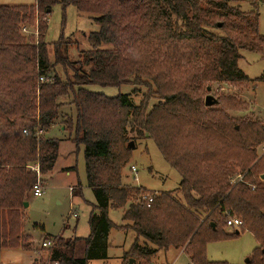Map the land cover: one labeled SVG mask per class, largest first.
Instances as JSON below:
<instances>
[{
    "label": "trees",
    "instance_id": "16d2710c",
    "mask_svg": "<svg viewBox=\"0 0 264 264\" xmlns=\"http://www.w3.org/2000/svg\"><path fill=\"white\" fill-rule=\"evenodd\" d=\"M261 3L250 0L253 10L248 12L229 6L228 0L1 5L0 251L24 248L22 211L39 179L33 168L43 176L53 172L63 140L47 134L60 122L75 152L84 148L87 186L96 204L90 236L54 238L48 264L106 260L114 227L111 209L125 210L128 225L122 228L136 237L123 264L130 259L155 264L159 253L171 249L182 250L191 264H227L207 259L208 243L244 232L260 246L249 264L252 259L264 264V154L258 149L264 145V125L232 117L231 111L245 105L211 94L216 83L253 82L239 61L243 52H264ZM59 4L64 10L76 8L98 28L87 35L89 48L81 60L70 59L69 37L46 40L49 17ZM22 20L32 25L37 20L39 39L21 34ZM126 85L146 87L150 95L136 104L129 94L107 97L88 89ZM209 96L211 106L206 105ZM154 98L157 104H152ZM143 140L154 141L178 173L183 201L173 192H150L126 182L124 171ZM145 197H152V203ZM230 218L243 225L227 233ZM80 245L83 257L77 258Z\"/></svg>",
    "mask_w": 264,
    "mask_h": 264
},
{
    "label": "rangeland",
    "instance_id": "374dc122",
    "mask_svg": "<svg viewBox=\"0 0 264 264\" xmlns=\"http://www.w3.org/2000/svg\"><path fill=\"white\" fill-rule=\"evenodd\" d=\"M228 1L229 6L240 8L244 12L253 10L250 0ZM34 3L35 0H0V6L32 5ZM258 12L259 31L264 36V3L259 5ZM49 19L47 42H57L62 35L66 39L69 37L71 42L70 59L72 61L81 60V52L89 48L87 35L96 31L97 26L88 16L80 14L76 8L71 6L64 10L60 4L53 7ZM19 27L23 36L35 41L39 39L37 20L33 25L28 20H22ZM212 31L214 32V30ZM217 33L221 35L224 32ZM239 66L253 82L243 86L216 83L212 85L211 94L215 97H231L245 105L242 111H231L232 117L247 118L251 121H259L264 125V80L262 79L264 52H243ZM40 82L42 83L44 80L40 79ZM88 89L107 97L129 94L136 104H139L143 97L150 95L148 88L141 86L126 85L121 88L92 86ZM151 102L157 104L158 100L154 98ZM47 136L63 140L60 157L52 173L39 176L41 183L45 186L44 195L41 198H35L31 193L28 199L29 207L22 211L20 244L24 248L1 250L0 264H48L53 248H44V241L52 242L54 247L56 243L54 238L56 237H63L67 240L76 237L85 239L91 234L89 220L92 206L96 204V197L93 190L87 186L84 148L81 147L78 153L75 152V144L62 130L60 122L48 132ZM130 137L132 136L130 135ZM262 145L258 146L260 152ZM131 156L130 163L124 171L128 177L126 178L127 183L141 186L150 192H173L175 197L183 201L182 195L177 192L181 178L162 157L154 141L137 142ZM131 166L136 167V174L130 171ZM69 167L76 169L68 175L69 169L67 168ZM136 178L138 182L135 181ZM72 187H76L73 192ZM124 211V209L109 211V218L114 227L109 235L108 258L106 260H91L88 264H123L125 254L131 250L136 238L132 231L122 228L128 225L123 221ZM73 213H76L77 217H74ZM227 226L228 223L225 226V231L228 233L231 229ZM81 247L82 245L78 246L74 252V256L77 258L83 257V248ZM258 247L260 246L255 236L244 232L235 238L220 239L208 243L207 259L227 264H249L248 260L252 258ZM154 263L191 264L186 253L175 249H171L167 253H159L154 259ZM253 263L252 259L251 264Z\"/></svg>",
    "mask_w": 264,
    "mask_h": 264
},
{
    "label": "built area",
    "instance_id": "2783aa9c",
    "mask_svg": "<svg viewBox=\"0 0 264 264\" xmlns=\"http://www.w3.org/2000/svg\"><path fill=\"white\" fill-rule=\"evenodd\" d=\"M43 80V79H42ZM261 151L264 153V146L261 148ZM33 170H35L38 173V177L40 176L39 173V169L38 168H33ZM132 173H137V169L135 166L131 167ZM136 182H138V179H135ZM45 193V186L41 183L40 179H38L36 185L34 186L33 189V197L35 198H41ZM146 199H148L149 203H152L153 198L152 197H145ZM74 217H77L76 213L72 214ZM243 225V222L238 219V218H232L228 221V226L232 227V228H239ZM43 247L44 248H52L53 247V243L50 241H45L43 243Z\"/></svg>",
    "mask_w": 264,
    "mask_h": 264
},
{
    "label": "water",
    "instance_id": "95a60500",
    "mask_svg": "<svg viewBox=\"0 0 264 264\" xmlns=\"http://www.w3.org/2000/svg\"><path fill=\"white\" fill-rule=\"evenodd\" d=\"M206 105H207V106H211V105H213V99H212L211 96L207 97ZM262 179H263V178H262ZM28 206H29V204L27 203V204H26V207H28ZM134 263H135V260H134V259H130L129 264H134Z\"/></svg>",
    "mask_w": 264,
    "mask_h": 264
},
{
    "label": "crops",
    "instance_id": "0c3cea01",
    "mask_svg": "<svg viewBox=\"0 0 264 264\" xmlns=\"http://www.w3.org/2000/svg\"><path fill=\"white\" fill-rule=\"evenodd\" d=\"M72 168H73V167H72ZM67 169H70V167L67 168ZM67 169H66V170H67ZM68 171H69V172H67V174L69 175V174H72V171H73V170L71 169V170H68ZM70 188H71V187H70ZM72 189H76V187H75V188L72 187Z\"/></svg>",
    "mask_w": 264,
    "mask_h": 264
},
{
    "label": "bare ground",
    "instance_id": "6f19581e",
    "mask_svg": "<svg viewBox=\"0 0 264 264\" xmlns=\"http://www.w3.org/2000/svg\"><path fill=\"white\" fill-rule=\"evenodd\" d=\"M263 146H264V145H263ZM263 146H262V147H263ZM262 147H261V148H262ZM261 153L264 154L262 151H261ZM131 167H132V166H131ZM71 190H72V189H71ZM230 219H232V218H230ZM227 223H228V222H227ZM228 227H229V226H228ZM229 228H230V229H236V228H232V227H229ZM44 242H45V241H44Z\"/></svg>",
    "mask_w": 264,
    "mask_h": 264
}]
</instances>
